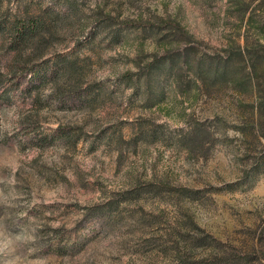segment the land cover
I'll return each instance as SVG.
<instances>
[{"label": "rangeland", "instance_id": "rangeland-1", "mask_svg": "<svg viewBox=\"0 0 264 264\" xmlns=\"http://www.w3.org/2000/svg\"><path fill=\"white\" fill-rule=\"evenodd\" d=\"M63 1L0 0V19L44 17L49 28L40 51L27 45L21 56L37 60L40 52V60L53 66L62 57L75 59L83 90L91 85L96 95L98 86H106L114 93L105 99L96 95L86 107H61L54 81L22 91L10 78L15 53L7 47L8 36L0 35V264H155L161 258L149 243L174 224L177 207L214 237L242 246L248 229L264 226V169L242 179L260 150L250 127L241 130L259 115L238 102L254 96L231 83L244 77L249 85L244 58L232 55L225 78L214 80L179 62L160 79L159 104L150 105L146 94H134L117 79L137 71L147 56L182 51L186 44L193 47V60L220 59L229 42L243 45L245 28L233 4L75 0L78 14L51 21L49 11L63 14ZM100 7L113 22L129 19L138 27L125 31L118 43L110 41L95 20ZM155 17L176 20L188 36L169 28L153 35L152 28L140 26ZM58 126L80 131L74 145V135L65 141L57 136L45 146L29 138ZM160 182L200 191L195 198L171 200L142 192L119 212L80 225L83 206Z\"/></svg>", "mask_w": 264, "mask_h": 264}, {"label": "trees", "instance_id": "trees-1", "mask_svg": "<svg viewBox=\"0 0 264 264\" xmlns=\"http://www.w3.org/2000/svg\"><path fill=\"white\" fill-rule=\"evenodd\" d=\"M50 1L54 2L55 0ZM228 1L233 4L232 9L239 13V27L243 26L245 28L246 34H244L245 42L243 45H235L233 42H229L224 49L226 54L221 56L220 59L211 56L210 58L200 57L193 60L189 54L192 53L193 47L186 44L182 51L178 49L166 51V53L159 56L155 55L153 58H151L152 55L147 56L149 59L139 63L137 71H126L120 74L117 79L122 81L124 86L132 87L134 94H146V102H151L150 105L159 104L160 100L164 98L160 79L165 74L171 73V70L179 62L185 64L187 69L194 71L200 78L204 76L214 80L225 78L227 61L232 55L242 56L249 69L247 79L250 80V83L247 85L244 77L231 80V83L234 86L233 88L254 96V100L249 103L238 102L244 108L249 107L251 114L256 113L259 115L258 119H251L249 122L244 123L241 130L243 134L246 128L250 127L248 128L249 131H253L255 133L253 136L258 142L260 141V150L257 151L256 157L250 165L251 167L243 173L242 179L244 180L255 170L264 169V0H260L254 5L251 0ZM59 5L63 14L52 9L47 15L51 21L58 18L64 19L65 15L78 14L75 0H64ZM113 18L110 12H104L101 7L96 11V22L101 24L102 30L114 43L121 40L125 31L138 27L136 23L129 19L113 22ZM172 20L174 19L164 20L155 17L148 25L141 23L140 26L152 28L150 31L153 35L159 34L164 28H169L170 32H174V34L188 36V33L183 31L179 23ZM48 28L49 25L47 26L46 19L39 15L28 18L0 19V35L8 36L7 47L15 53L10 73L12 82L20 86L22 91L31 92L38 90L46 82L54 81L53 96L57 98L61 107H86L87 104L89 105L95 100L96 95L101 96L103 99L111 97L114 92L106 86H98L96 95L93 93L95 90L91 85L86 86L83 90V79L77 72L75 59L62 57L57 60L56 64L58 66H53L49 65L47 60H40L42 56L40 52L37 53V60L39 59V61L31 57L23 58L21 56L20 51L27 45L32 44L35 46L34 51H40L38 47L44 40L42 38L43 32L45 30L47 32ZM57 136L59 139H64V141L73 137L72 144L74 145L80 136V131L77 128L71 129L70 127L58 126L51 133L34 135V138H29H32L30 140L33 144L45 146L51 144ZM148 184L146 187L139 184L133 188L115 193L105 202L83 206L84 214L80 220V225L83 224L82 226H84L90 221H102L106 215L119 212L124 204L138 199L142 192H151L164 200L173 196L195 198V194L200 191L184 186H170L164 182ZM176 211L177 216L174 224H168L163 233L160 232L158 236H154V238L159 237L161 240L154 241L153 239L149 243L150 248L155 249L161 258L155 264H264V226L258 230L248 229L244 234L245 243L242 246H237L221 241L205 231L194 221L187 210L183 211L177 207ZM159 217H163L162 213ZM62 250L61 252H64V249Z\"/></svg>", "mask_w": 264, "mask_h": 264}]
</instances>
